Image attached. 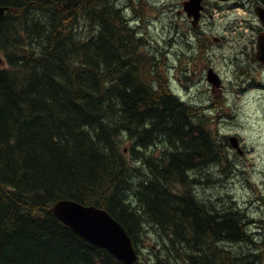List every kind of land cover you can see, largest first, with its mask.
<instances>
[{
	"label": "trees",
	"instance_id": "trees-1",
	"mask_svg": "<svg viewBox=\"0 0 264 264\" xmlns=\"http://www.w3.org/2000/svg\"><path fill=\"white\" fill-rule=\"evenodd\" d=\"M122 1L0 0V264H124L54 214L64 198L108 210L136 264H264L245 213L197 192L225 145Z\"/></svg>",
	"mask_w": 264,
	"mask_h": 264
},
{
	"label": "rangeland",
	"instance_id": "rangeland-1",
	"mask_svg": "<svg viewBox=\"0 0 264 264\" xmlns=\"http://www.w3.org/2000/svg\"><path fill=\"white\" fill-rule=\"evenodd\" d=\"M122 3L128 8L129 17L136 18L137 25L143 28L147 48L157 53L153 55L159 61L163 77L167 76L164 86L168 89L169 81L185 101L202 107L219 141L225 145L220 162L198 171L197 192L219 209L244 212L250 220L247 224L250 232L259 234L258 246L264 256V95L256 90L240 92L236 83L237 74L248 72L255 65L251 69L248 66L252 50L245 40L252 31L248 24L240 27L246 21L250 24L253 9L211 8L205 12L202 25L191 31L201 37V42L189 46L184 35L193 27L180 17L182 0ZM215 37H222L223 42L218 44ZM237 37L242 41L236 40ZM208 64L226 81L222 94L211 89L206 77ZM233 136L240 138L244 152L232 145L229 138ZM151 242L145 238V247Z\"/></svg>",
	"mask_w": 264,
	"mask_h": 264
},
{
	"label": "water",
	"instance_id": "water-1",
	"mask_svg": "<svg viewBox=\"0 0 264 264\" xmlns=\"http://www.w3.org/2000/svg\"><path fill=\"white\" fill-rule=\"evenodd\" d=\"M7 9V6L0 3V21ZM185 9L198 18L202 9L201 0L186 2ZM257 13L264 21V9L262 11L257 10ZM261 44H263L261 52L263 59L264 42ZM2 63L3 59L0 56V64ZM208 79L214 86H219L221 83L218 74L212 68L209 70ZM231 142L234 147L238 146L236 137H231ZM52 210L59 219L73 228L78 234L88 241L106 248L124 264H134L138 260V252L133 245L131 236L127 233L125 227L106 209L64 198L57 201Z\"/></svg>",
	"mask_w": 264,
	"mask_h": 264
},
{
	"label": "flooded vegetation",
	"instance_id": "flooded-vegetation-1",
	"mask_svg": "<svg viewBox=\"0 0 264 264\" xmlns=\"http://www.w3.org/2000/svg\"><path fill=\"white\" fill-rule=\"evenodd\" d=\"M188 1L189 0H182V4L180 8L178 9V12L180 14L182 21H184V23L187 22L188 25L190 22L193 27L190 30H188L187 33L184 35V38L186 42L189 44V46L194 45L196 43L199 44L201 42V37L197 33H192L191 31L196 28L198 29V27L202 25V23L204 22V18H205V12L210 11L211 8L235 9L239 6L237 7H234V6L237 4H241L242 2L243 6H246L247 8L250 6V9H253L254 14H253V17H251V21H250V27H251L250 30L252 31V35L245 38V40H246L247 47L252 50L251 59L250 58L248 59L249 61L248 66H250V69H251L252 64L254 63L255 65L248 72L241 71L240 74H237L236 83L239 89L238 91L240 92L256 90V91H260L264 95V60L261 58V53H260V48H261V52L263 49V47L260 44V41L261 43L264 42V37H261V34H264V21H262V19L259 17V15L256 12V9L257 10L260 8L264 9V0H202L203 11L198 21L194 20L193 17H190L189 14L185 11V3ZM239 37H237L236 40L242 41V38H239ZM215 39H218L216 40L218 44L223 42L222 37L221 38L215 37ZM206 49H208V46L206 47ZM211 67L213 66L209 64L207 65V72ZM225 82L226 81L223 80L221 86L217 88H213L212 86L211 88L212 91L214 92L218 91L222 94V91L226 88ZM240 145H241V149L239 148L238 151L242 153L244 152V150L242 148L241 140H240ZM249 223H250V220H248V224Z\"/></svg>",
	"mask_w": 264,
	"mask_h": 264
},
{
	"label": "bare ground",
	"instance_id": "bare-ground-1",
	"mask_svg": "<svg viewBox=\"0 0 264 264\" xmlns=\"http://www.w3.org/2000/svg\"><path fill=\"white\" fill-rule=\"evenodd\" d=\"M141 17V16H140ZM142 32V31H141ZM144 37V36H143ZM150 39V38H149ZM179 42V41H178ZM182 47V46H181ZM180 47V48H181ZM185 47V46H184ZM185 49V48H184ZM183 51V50H182ZM161 54V53H160ZM165 55V54H164ZM153 56V55H152ZM176 93V92H175ZM202 114V113H201ZM126 144V143H125ZM127 146V145H126ZM148 171V170H147ZM198 189V188H197ZM204 193V192H203ZM216 197V196H215ZM214 203V202H213ZM223 203V202H222ZM249 219V218H248ZM246 225V224H245ZM263 232V231H262ZM257 238V237H256ZM264 238V237H263ZM244 245V244H243ZM222 246V245H221ZM227 246V245H226ZM235 246V245H234ZM243 248V247H242ZM245 249V248H244ZM240 251V250H239Z\"/></svg>",
	"mask_w": 264,
	"mask_h": 264
}]
</instances>
